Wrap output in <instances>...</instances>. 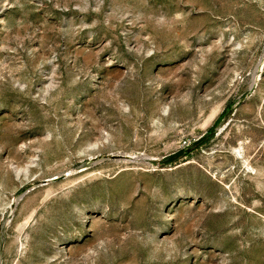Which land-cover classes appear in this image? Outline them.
I'll return each instance as SVG.
<instances>
[{
  "label": "rangeland",
  "instance_id": "obj_1",
  "mask_svg": "<svg viewBox=\"0 0 264 264\" xmlns=\"http://www.w3.org/2000/svg\"><path fill=\"white\" fill-rule=\"evenodd\" d=\"M0 264H264V0H0Z\"/></svg>",
  "mask_w": 264,
  "mask_h": 264
},
{
  "label": "trees",
  "instance_id": "obj_2",
  "mask_svg": "<svg viewBox=\"0 0 264 264\" xmlns=\"http://www.w3.org/2000/svg\"><path fill=\"white\" fill-rule=\"evenodd\" d=\"M227 109L229 110V107H228ZM228 110H227V111H228ZM225 116H226V113H225V112L221 113V114L218 116V118H217V119L215 120V122H214L213 127L210 128V129L207 131V134H206L205 136H203V137L198 141L197 145H201V144L205 143L206 141L209 140V138H211V137L213 136V134H214V128H215V127L221 122V120H222ZM179 153H180V152H179ZM179 156H180V154H175V155H173L172 157H170V158L168 159V161H173L174 159L179 158Z\"/></svg>",
  "mask_w": 264,
  "mask_h": 264
}]
</instances>
